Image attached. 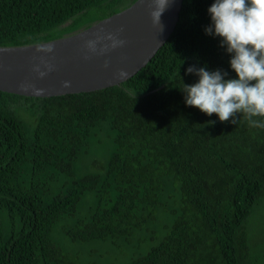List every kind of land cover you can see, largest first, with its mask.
<instances>
[{
  "label": "trees",
  "instance_id": "obj_1",
  "mask_svg": "<svg viewBox=\"0 0 264 264\" xmlns=\"http://www.w3.org/2000/svg\"><path fill=\"white\" fill-rule=\"evenodd\" d=\"M134 1L0 0V46L74 34ZM213 2L183 0L121 83L0 91V264H264V128L184 103L189 66L236 78L205 34Z\"/></svg>",
  "mask_w": 264,
  "mask_h": 264
},
{
  "label": "water",
  "instance_id": "obj_2",
  "mask_svg": "<svg viewBox=\"0 0 264 264\" xmlns=\"http://www.w3.org/2000/svg\"><path fill=\"white\" fill-rule=\"evenodd\" d=\"M182 2L170 0L160 18L162 30L151 17L153 0H135L74 34L35 44L0 46V91L49 97L121 83L168 39ZM109 35L124 43L112 47Z\"/></svg>",
  "mask_w": 264,
  "mask_h": 264
},
{
  "label": "clouds",
  "instance_id": "obj_3",
  "mask_svg": "<svg viewBox=\"0 0 264 264\" xmlns=\"http://www.w3.org/2000/svg\"><path fill=\"white\" fill-rule=\"evenodd\" d=\"M153 3L151 17L162 30L160 18L170 0ZM207 11L211 23L205 34L221 38L220 46L231 54L229 65L236 78L225 79L227 73L219 69L189 66L186 74L199 79L183 84L184 103L206 115L216 114L220 122L237 124L234 117L242 114L251 127L264 128V0H214ZM107 39L112 47L124 43L111 35Z\"/></svg>",
  "mask_w": 264,
  "mask_h": 264
},
{
  "label": "rangeland",
  "instance_id": "obj_4",
  "mask_svg": "<svg viewBox=\"0 0 264 264\" xmlns=\"http://www.w3.org/2000/svg\"><path fill=\"white\" fill-rule=\"evenodd\" d=\"M98 168V167H97ZM96 168V169H97ZM260 230L259 231H257L258 233L262 230V227L261 228H259ZM264 236V235H263ZM113 252H116L115 254H112V255H110L109 256V259H110V261H112V262H115L117 259H119V255H118V253L119 252H117V250H113ZM105 253V252H104ZM104 258H106V255L105 256H103Z\"/></svg>",
  "mask_w": 264,
  "mask_h": 264
}]
</instances>
